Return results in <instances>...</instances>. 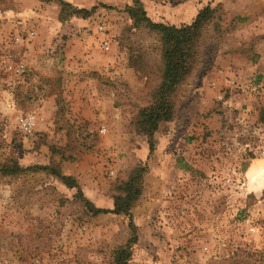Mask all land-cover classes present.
<instances>
[{
  "label": "rangeland",
  "instance_id": "374dc122",
  "mask_svg": "<svg viewBox=\"0 0 264 264\" xmlns=\"http://www.w3.org/2000/svg\"><path fill=\"white\" fill-rule=\"evenodd\" d=\"M62 1L93 9L0 0V165L22 168L0 174V264H264V0H183L182 10L140 0L149 19L175 27L214 10L147 156L133 121L158 80L155 35L132 24L131 0ZM16 61L25 72L7 70ZM143 166L129 216L91 214L85 200L112 208Z\"/></svg>",
  "mask_w": 264,
  "mask_h": 264
},
{
  "label": "trees",
  "instance_id": "16d2710c",
  "mask_svg": "<svg viewBox=\"0 0 264 264\" xmlns=\"http://www.w3.org/2000/svg\"><path fill=\"white\" fill-rule=\"evenodd\" d=\"M171 5H177L183 0H166ZM60 5V12L66 7L70 8L72 14H81L85 16L93 9V6L86 10L84 8L70 7L67 2L57 0ZM132 4L125 7V12L132 19L134 26H142L152 32L157 40L159 74L156 84L149 91V99L146 104L140 106L133 121V130L137 135H143L146 139L147 155L154 150L153 133L158 129L160 123L169 121L173 117L174 105L176 101V89L182 83L187 75L190 74L193 67V60L197 53L199 39L204 27L212 19L214 10L207 4L197 10L192 21L175 27L163 22H155L149 19L142 7L140 0H131ZM215 26V25H214ZM264 108L258 111V120L263 121L262 112ZM66 159H71L70 156ZM52 166V167H51ZM37 166L40 170H46L54 175L62 184L68 188L80 189L76 180L69 175L61 173L53 165ZM24 169V168H23ZM22 170L13 162L10 166L0 165V174L15 173ZM145 166L141 168H131L125 175L124 179L118 185V192L112 195V208H97L85 200L88 210L91 214L113 213L129 216V210L136 198L141 192L142 173ZM132 236L129 241L135 240V227L131 220L128 221ZM119 258H125L126 253L119 250ZM122 254V256H120ZM121 259V262L123 261Z\"/></svg>",
  "mask_w": 264,
  "mask_h": 264
},
{
  "label": "built area",
  "instance_id": "2783aa9c",
  "mask_svg": "<svg viewBox=\"0 0 264 264\" xmlns=\"http://www.w3.org/2000/svg\"><path fill=\"white\" fill-rule=\"evenodd\" d=\"M96 29L99 32V34L101 35V38L99 40V45L101 47V49L103 50H107L109 47V39L107 36H105V27L104 24L99 22L96 24ZM33 32L30 31L28 33L29 36H32ZM104 34V35H103ZM7 70L12 71L15 74H21L23 72H25L26 66L25 63L22 62H9L7 63ZM19 124L22 128H24L25 130H28L31 126L34 125V117L33 115H27V116H21L19 117ZM104 129L102 128L101 131H103Z\"/></svg>",
  "mask_w": 264,
  "mask_h": 264
},
{
  "label": "crops",
  "instance_id": "0c3cea01",
  "mask_svg": "<svg viewBox=\"0 0 264 264\" xmlns=\"http://www.w3.org/2000/svg\"><path fill=\"white\" fill-rule=\"evenodd\" d=\"M176 7H180L181 8V10L183 9V7H185V4L184 3H180V4H178ZM156 135V136H155ZM157 135H158V133H157V131H155L154 133H153V138L155 139V137H157ZM139 151H140V153H141V155H146L147 156V147L145 146V145H143V143L140 145V149H139ZM72 173V172H71ZM70 173V174H71ZM91 198H93L92 200L93 201H95V200H97L98 198H96V195L95 194H92L91 193ZM98 205V204H97Z\"/></svg>",
  "mask_w": 264,
  "mask_h": 264
}]
</instances>
